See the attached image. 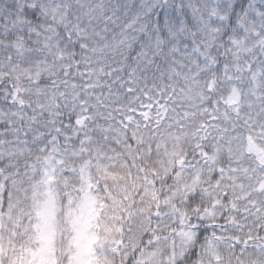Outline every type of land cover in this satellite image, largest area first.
Here are the masks:
<instances>
[{"label": "snow or ice", "instance_id": "6c2138e0", "mask_svg": "<svg viewBox=\"0 0 264 264\" xmlns=\"http://www.w3.org/2000/svg\"><path fill=\"white\" fill-rule=\"evenodd\" d=\"M0 264H264V0H0Z\"/></svg>", "mask_w": 264, "mask_h": 264}]
</instances>
